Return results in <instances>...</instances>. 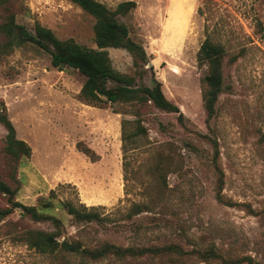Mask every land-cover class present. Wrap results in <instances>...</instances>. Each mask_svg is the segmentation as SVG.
I'll return each instance as SVG.
<instances>
[{
    "label": "rangeland",
    "instance_id": "1",
    "mask_svg": "<svg viewBox=\"0 0 264 264\" xmlns=\"http://www.w3.org/2000/svg\"><path fill=\"white\" fill-rule=\"evenodd\" d=\"M99 1L116 9L126 0ZM134 1L137 7L119 19L149 63L141 75L128 50L111 47L113 66L140 86L156 77L184 118L152 101L90 103L81 95L84 75L54 68L50 54L16 36L0 60V114L35 155L9 154L0 123V179L15 190V201L58 217L62 226L14 209L0 218V264H227L207 258L210 248L226 259L251 256L264 264V0ZM8 8L31 32L39 22L60 39L97 48L95 18L70 0H9L0 6V22ZM207 37L225 48L223 91L210 117L208 66L198 61ZM123 120L131 134L125 152ZM46 200L53 206L44 207ZM67 200L94 206L100 220L78 223ZM10 206L0 191V208ZM30 231L56 232L60 242L88 248L172 244L181 253L100 259L61 248L42 253L29 245Z\"/></svg>",
    "mask_w": 264,
    "mask_h": 264
},
{
    "label": "trees",
    "instance_id": "2",
    "mask_svg": "<svg viewBox=\"0 0 264 264\" xmlns=\"http://www.w3.org/2000/svg\"><path fill=\"white\" fill-rule=\"evenodd\" d=\"M79 5L84 11L92 15L95 20V39L97 48H89L77 43L73 39H60L51 29L36 23L34 32L27 26L20 24L16 20V15L7 9V14L0 22V60L4 59L14 49V39L17 36L23 42H30L38 45L45 52L50 54L51 63L54 68L64 70L70 67L79 71L85 76L81 95L83 99L90 103L108 101L118 102H144L152 101L157 107L179 114L183 119L184 114L180 107L168 99L163 91L162 82L154 77L153 84H137L135 76L123 74L115 69L110 57L109 48H124L128 50L133 58L134 65L139 71H146L149 63V56L144 46L134 40L130 35L128 25L119 19L126 16L137 7L134 0L122 1L116 9H111L99 0H70ZM9 0H0V6L6 5ZM225 48L222 44L215 43L207 37L202 43L198 61L201 65L208 66V72L204 76L205 84L204 100L209 117L215 112L219 95L223 91V58ZM149 69L154 70L151 65ZM114 84L110 86V84ZM0 123L7 129L6 150L15 158L22 156L30 157L33 153L32 147L23 139L17 136V130L12 120L4 112L0 114ZM127 120L122 123L123 150L126 151L127 140L131 137L126 129ZM142 126L139 125V132L142 133ZM80 151L85 153L93 162L98 161L99 154L94 149L83 142L78 143ZM0 191L9 196L11 206L6 209L0 208V218L10 214L14 209L21 208L23 215H29L37 221H52L57 227L62 226L61 220L48 213L39 211L38 207L23 204L15 201V190L5 181L0 179ZM51 197L55 195V190H51ZM221 199V198H219ZM67 212L72 215L78 223H92L100 220L101 215L94 206L88 207L84 203L79 206L73 201L67 200L64 203ZM44 207H52L53 202L46 200L42 203ZM252 211V210H251ZM27 241L31 247L42 253H53L59 248L68 253L80 254L91 259H100L108 254L122 258L126 255L140 256L147 253H181L177 245L167 246H143L122 248L116 244L105 243L99 248H88L80 241H70L68 239L60 242L56 232L30 231L27 234ZM206 257L222 259L227 264H261L251 256L226 259L214 248H210Z\"/></svg>",
    "mask_w": 264,
    "mask_h": 264
},
{
    "label": "crops",
    "instance_id": "3",
    "mask_svg": "<svg viewBox=\"0 0 264 264\" xmlns=\"http://www.w3.org/2000/svg\"><path fill=\"white\" fill-rule=\"evenodd\" d=\"M35 155V151H34V149H33V156Z\"/></svg>",
    "mask_w": 264,
    "mask_h": 264
}]
</instances>
